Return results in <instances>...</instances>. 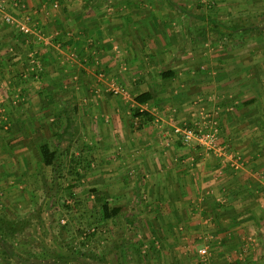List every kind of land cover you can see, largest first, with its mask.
<instances>
[{
    "label": "crops",
    "instance_id": "1",
    "mask_svg": "<svg viewBox=\"0 0 264 264\" xmlns=\"http://www.w3.org/2000/svg\"><path fill=\"white\" fill-rule=\"evenodd\" d=\"M16 1L10 13L32 32L18 33L0 10V89L19 91L27 109L7 117L24 136L78 137L101 177L130 184L132 196L143 188L142 208L120 210L161 237L147 240L141 264H210L212 249L226 252V262L242 255L264 264V97L251 86L258 77L247 81L251 91L224 94L227 73L198 72L197 56H212L207 42L233 33L221 24L212 33V18L195 16L193 0ZM35 86L39 95L26 99ZM116 86L122 93L110 96ZM144 93L150 100L136 103ZM54 118L64 122L58 130ZM132 118L142 127L132 128ZM212 119L240 167L172 133ZM203 248L205 256L195 253Z\"/></svg>",
    "mask_w": 264,
    "mask_h": 264
},
{
    "label": "rangeland",
    "instance_id": "2",
    "mask_svg": "<svg viewBox=\"0 0 264 264\" xmlns=\"http://www.w3.org/2000/svg\"><path fill=\"white\" fill-rule=\"evenodd\" d=\"M193 1L197 4L195 16L212 18V33L221 31V25L233 33L225 39L207 42L208 46L212 43V47L208 48H212V56H197L198 72L215 77L227 73L228 87L225 86L221 93L226 94V89L227 94L238 92L241 91L240 87L251 91L252 86L257 95L264 97V0ZM19 6L15 0H0L4 17L14 18L9 10ZM214 23L220 27L217 28ZM200 44L206 46L205 42ZM240 66L244 70L253 66L258 74L249 71L246 76L240 71ZM250 76L258 77V82L251 86L247 85ZM222 79L225 80L224 75ZM36 86L26 99L39 95ZM116 88L117 95L122 93L120 87ZM17 94H20L19 91L0 89V96L4 99L11 96L10 101L8 99L5 104H0V264H133L134 261L141 264L142 259L147 262L146 257L151 252L147 240L154 243V240L161 238L151 232L149 222L145 221L144 224L140 217H132V214L126 215L125 212L105 220L101 212L105 202L110 208L119 207L127 212L132 204L142 208L145 198L144 193L140 192L143 188L140 186L139 194L132 196L130 184L112 185L109 183L110 175L101 177V169L94 166V156L83 155L76 136L40 137L31 136L27 131L24 136L20 126L16 127L7 117V110L14 113L27 109ZM108 94L116 95L113 91ZM55 122L54 118L51 127L56 130L59 129L58 125L64 124L58 121L53 125ZM143 123L132 118L134 129L142 127ZM212 124L218 125L213 119ZM72 128L71 132H75ZM220 135L218 129L214 147L217 152L219 148L223 149L220 155L215 153V156H220L222 162L230 156V161L240 167V153L231 152ZM42 145L55 152L50 166L42 163L39 151ZM104 171L109 174L111 170ZM97 198L102 202L96 201ZM157 250L154 245L152 253ZM198 250L196 254H199ZM261 254L262 251H259L258 257ZM212 255L214 257L210 264H246L242 255L237 259L232 258L233 262H226V252L223 250L212 249ZM158 263L156 259L154 264ZM196 263L200 264V261L196 260ZM163 264H167L166 260ZM171 264L178 262L173 260Z\"/></svg>",
    "mask_w": 264,
    "mask_h": 264
},
{
    "label": "built area",
    "instance_id": "3",
    "mask_svg": "<svg viewBox=\"0 0 264 264\" xmlns=\"http://www.w3.org/2000/svg\"><path fill=\"white\" fill-rule=\"evenodd\" d=\"M4 21L15 26L20 34L29 35L32 32L27 21L22 23L10 16H5ZM112 91L115 94L118 93L117 88H113ZM196 126L197 128L186 125H175L172 128V133L184 146H191L192 143L195 142L196 146L199 148L205 151H213L217 153V155H220L219 152H221L223 148H219L217 152L215 149L216 147H214L218 135L217 125L212 124V120H210L209 122H203L201 125ZM262 194L264 195V189L262 190ZM198 253L204 255L205 249L198 250Z\"/></svg>",
    "mask_w": 264,
    "mask_h": 264
},
{
    "label": "trees",
    "instance_id": "4",
    "mask_svg": "<svg viewBox=\"0 0 264 264\" xmlns=\"http://www.w3.org/2000/svg\"><path fill=\"white\" fill-rule=\"evenodd\" d=\"M216 27L219 28L220 26L218 27L217 25ZM148 100H150V95L147 93L140 94L134 98V101L136 103H144ZM39 151H40L42 163L46 166H50L52 162L54 161L55 152L50 151L49 147L46 145H42ZM96 201H98L99 203L102 202L100 198H97ZM101 210H102L101 212H102L103 219L110 220V219L115 218L120 213L121 208L119 207L110 208V206H108V204L105 202L102 204Z\"/></svg>",
    "mask_w": 264,
    "mask_h": 264
}]
</instances>
